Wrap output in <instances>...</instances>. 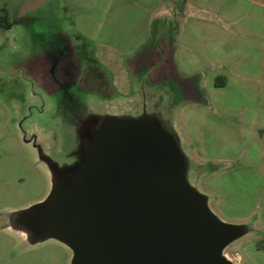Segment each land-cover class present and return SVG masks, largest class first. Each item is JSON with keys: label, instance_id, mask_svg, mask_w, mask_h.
<instances>
[{"label": "rangeland", "instance_id": "374dc122", "mask_svg": "<svg viewBox=\"0 0 264 264\" xmlns=\"http://www.w3.org/2000/svg\"><path fill=\"white\" fill-rule=\"evenodd\" d=\"M187 1L192 15H225L215 0ZM230 1L220 0L226 15ZM171 7L172 0H0V264H72L65 244L34 243L17 225L48 197L57 171L77 168L86 150L95 154L92 116L113 104L165 120L174 111L186 168L174 164L169 178L231 228L222 249L231 264L235 254L236 264H264V35L253 37L248 76L222 70L226 82L216 88L212 61L191 66L193 78L171 67L170 48L182 41L171 34L179 24ZM18 28L27 39L14 50L9 34Z\"/></svg>", "mask_w": 264, "mask_h": 264}, {"label": "water", "instance_id": "95a60500", "mask_svg": "<svg viewBox=\"0 0 264 264\" xmlns=\"http://www.w3.org/2000/svg\"><path fill=\"white\" fill-rule=\"evenodd\" d=\"M96 154L74 177L57 171L28 209L30 230L68 244L72 264H231L221 253L231 228L170 179L157 133L113 127Z\"/></svg>", "mask_w": 264, "mask_h": 264}, {"label": "crops", "instance_id": "0c3cea01", "mask_svg": "<svg viewBox=\"0 0 264 264\" xmlns=\"http://www.w3.org/2000/svg\"><path fill=\"white\" fill-rule=\"evenodd\" d=\"M187 2V0H172V7L168 14L173 15L175 21L178 18L179 23L177 25L180 30L174 29L175 23L172 25V36L182 37L177 49L173 46L170 48L171 67L174 69L176 64L186 68V77L193 78L194 72L190 69L191 66L200 64L201 61H212L217 70H214L209 82L210 84L213 82L216 88L225 85L224 70H226L224 73H229L231 76L239 78L248 76L247 69L253 66V58L250 54L255 48L253 37L256 33L260 36L264 35V0H231L230 15H226L220 0H215L214 9L222 8L220 11L225 12V15H192L190 10H186ZM190 2L195 3L196 0H190ZM256 5L260 6L258 10H262L261 15L255 12ZM199 37L209 38L202 40ZM228 40L230 44H228ZM263 47L264 45L261 46V51H263ZM118 101L120 100L118 99ZM113 106L114 104L106 106L103 110L104 114L92 116L94 118H92L93 122L89 129L91 136L96 137L94 156L88 157L89 150H86L85 155L75 158L74 163L77 164V168L70 165L60 171L74 177L89 161L96 160L99 145L105 143L108 131L113 127L135 128L150 134L157 133L167 157L174 160H170V163L173 166L174 164L179 166L184 164L185 167L186 153L179 150L181 144L174 129L173 115L176 117L174 111L170 114L169 119L165 120L158 114L141 112L140 105L130 104L128 106L126 104L124 108ZM205 204L208 208L207 201ZM235 255L236 264L241 257L239 254Z\"/></svg>", "mask_w": 264, "mask_h": 264}, {"label": "flooded vegetation", "instance_id": "af4514ba", "mask_svg": "<svg viewBox=\"0 0 264 264\" xmlns=\"http://www.w3.org/2000/svg\"><path fill=\"white\" fill-rule=\"evenodd\" d=\"M58 172L61 173V174H65V173L62 172V171H58ZM55 179H56V178H55ZM53 186H54V185H53ZM51 190H52V189H51ZM23 223H24V224H23ZM21 224H23V225L18 224L17 227H18V228H22L24 231H27V233H28V236H26V237L23 236L24 239L27 238V239H30V240H33V241L38 240L37 242H34V243H38V242H42V241H44V240H46V239L52 238V239H54V240H56V241H59V242L65 244L67 247H69L70 250L72 251V259H73L74 252H73L72 248H71L68 244L62 242L61 240H59V239H57V238H55V237H51V236H48V237H39V236L36 234V232H34L33 230H30V229L27 227V225H25V224H26V221L21 222ZM30 233H31V234H30Z\"/></svg>", "mask_w": 264, "mask_h": 264}, {"label": "clouds", "instance_id": "9594fccd", "mask_svg": "<svg viewBox=\"0 0 264 264\" xmlns=\"http://www.w3.org/2000/svg\"><path fill=\"white\" fill-rule=\"evenodd\" d=\"M10 36H14L16 40L18 41L17 44H13V49L15 50L17 47L20 46V44L23 43L27 39V33L22 29L18 28L15 29L12 33L9 34Z\"/></svg>", "mask_w": 264, "mask_h": 264}]
</instances>
